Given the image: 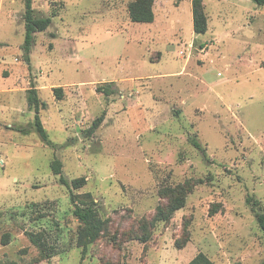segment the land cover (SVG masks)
Listing matches in <instances>:
<instances>
[{
	"label": "rangeland",
	"instance_id": "obj_1",
	"mask_svg": "<svg viewBox=\"0 0 264 264\" xmlns=\"http://www.w3.org/2000/svg\"><path fill=\"white\" fill-rule=\"evenodd\" d=\"M132 1L32 0L36 18L56 16L27 63L24 0H0V264H188L198 253L264 264L246 204L264 211V6L201 0L207 32L195 35L192 0H153L152 24L130 21ZM107 83L114 95L96 92ZM31 87L46 104V140ZM78 178L86 183L72 193L107 221L85 254L70 201ZM185 182V207L152 225L168 204L160 192Z\"/></svg>",
	"mask_w": 264,
	"mask_h": 264
},
{
	"label": "trees",
	"instance_id": "obj_2",
	"mask_svg": "<svg viewBox=\"0 0 264 264\" xmlns=\"http://www.w3.org/2000/svg\"><path fill=\"white\" fill-rule=\"evenodd\" d=\"M255 2L258 6H264V0H251ZM25 11L23 14L25 38L22 46L23 52L25 54V61L29 63V53L34 44V35L44 32L51 25V17H41L36 18L33 14L32 0H24ZM192 23L193 32L195 35H204L207 32V19L203 11L201 0H192ZM127 13L129 19L135 24H152L154 22V12H153V0H134L129 2L127 5ZM96 92L105 95L106 97L114 95L117 89L114 88L113 83L102 84L96 88ZM52 93L55 99H63L62 88H53ZM27 103L30 108H33L36 112L34 119V127L39 136L43 139H47L46 132L42 126L39 118V111L46 107V104L41 102L38 98L37 91L34 87H31L27 91ZM103 118L100 117L96 119L92 125L91 130L96 129L102 123ZM192 145L201 150L200 144L196 140H192ZM52 172L54 175H61L62 166L59 162H55L52 165ZM63 182V178L61 177ZM86 183L85 178H78L72 180L70 183V201L74 207L73 216L77 219L80 224V229L77 233V246L82 248V254L86 253L88 245L96 242L106 229L107 221L101 218L94 207L92 200L82 201L78 196L72 193L73 190L82 188ZM192 187L190 182H185L183 185H178L174 188H165L160 194L168 198V204L166 206H158L156 208V213L151 221L154 225L158 222L166 223L171 220L173 214L185 207L187 195L191 192ZM85 198L90 199L91 195L86 194ZM246 204L250 206V209L255 217L256 223L259 229L264 234V211L260 202L254 198L247 197ZM218 206H213L210 210V215H215L218 213ZM143 229L145 227L143 226ZM29 241L31 244L36 246L42 259L50 258V255H45L44 244L41 242V237L38 235L28 234ZM147 237L142 238V242H147ZM188 240L185 241V244ZM182 247V246H181ZM188 264H214L206 255L203 253H198Z\"/></svg>",
	"mask_w": 264,
	"mask_h": 264
},
{
	"label": "built area",
	"instance_id": "obj_3",
	"mask_svg": "<svg viewBox=\"0 0 264 264\" xmlns=\"http://www.w3.org/2000/svg\"><path fill=\"white\" fill-rule=\"evenodd\" d=\"M0 165H3V162H2V160H0Z\"/></svg>",
	"mask_w": 264,
	"mask_h": 264
},
{
	"label": "crops",
	"instance_id": "obj_4",
	"mask_svg": "<svg viewBox=\"0 0 264 264\" xmlns=\"http://www.w3.org/2000/svg\"><path fill=\"white\" fill-rule=\"evenodd\" d=\"M192 27H193V23H192Z\"/></svg>",
	"mask_w": 264,
	"mask_h": 264
}]
</instances>
